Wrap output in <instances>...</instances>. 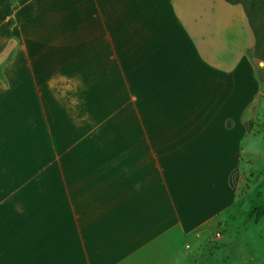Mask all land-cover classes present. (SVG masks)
I'll use <instances>...</instances> for the list:
<instances>
[{
	"label": "crops",
	"instance_id": "crops-1",
	"mask_svg": "<svg viewBox=\"0 0 264 264\" xmlns=\"http://www.w3.org/2000/svg\"><path fill=\"white\" fill-rule=\"evenodd\" d=\"M10 18L8 32L19 43L29 37L35 47L57 35L65 48L76 38L79 48H141L147 63L158 66L148 79L158 82L157 114L147 128L152 138L206 145L216 137L227 151L225 156H127L126 183L117 187L121 191L110 201L108 219L88 231L82 225L67 233L42 232L31 218L8 216L0 225L5 247L0 264L196 263L195 254L183 256L187 243L203 240L211 226L237 215L245 181L236 155L247 132L244 114L261 89L250 55L255 35L243 5L13 0L0 7V25Z\"/></svg>",
	"mask_w": 264,
	"mask_h": 264
},
{
	"label": "rangeland",
	"instance_id": "rangeland-1",
	"mask_svg": "<svg viewBox=\"0 0 264 264\" xmlns=\"http://www.w3.org/2000/svg\"><path fill=\"white\" fill-rule=\"evenodd\" d=\"M255 2L259 43L250 55L261 92L244 114L236 155L245 179L237 215L188 242L183 256L197 261L188 264H264V215L255 211L264 204V0ZM13 23L0 25V225L14 216L31 218L42 232L88 231L108 219L126 183L127 156H225L216 137L206 145L152 138L158 82L148 79L158 66L141 48H79L77 38L65 48L57 35L35 47L8 32Z\"/></svg>",
	"mask_w": 264,
	"mask_h": 264
},
{
	"label": "trees",
	"instance_id": "trees-1",
	"mask_svg": "<svg viewBox=\"0 0 264 264\" xmlns=\"http://www.w3.org/2000/svg\"><path fill=\"white\" fill-rule=\"evenodd\" d=\"M10 0H0V7L8 2ZM229 3H241L245 9V12L247 14V18H248V22L254 32V35H255V45H254V52L255 54L258 52V43H259V35L257 33V30L255 28V25H254V20H256V17L255 16V13L257 12L256 11V8H257V3L255 2V0H225ZM250 10H253V13L251 14L250 13ZM257 51V52H256ZM263 58V55L262 57ZM255 211L258 212V216H262L264 215V204L255 208Z\"/></svg>",
	"mask_w": 264,
	"mask_h": 264
}]
</instances>
